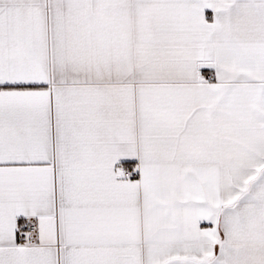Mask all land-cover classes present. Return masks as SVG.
<instances>
[{"label":"snow or ice","instance_id":"1","mask_svg":"<svg viewBox=\"0 0 264 264\" xmlns=\"http://www.w3.org/2000/svg\"><path fill=\"white\" fill-rule=\"evenodd\" d=\"M0 264H264V0H0Z\"/></svg>","mask_w":264,"mask_h":264}]
</instances>
